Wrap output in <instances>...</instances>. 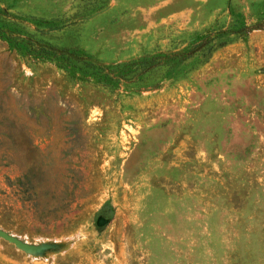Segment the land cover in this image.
<instances>
[{
    "label": "rangeland",
    "instance_id": "374dc122",
    "mask_svg": "<svg viewBox=\"0 0 264 264\" xmlns=\"http://www.w3.org/2000/svg\"><path fill=\"white\" fill-rule=\"evenodd\" d=\"M0 264H264V0H0Z\"/></svg>",
    "mask_w": 264,
    "mask_h": 264
},
{
    "label": "water",
    "instance_id": "95a60500",
    "mask_svg": "<svg viewBox=\"0 0 264 264\" xmlns=\"http://www.w3.org/2000/svg\"><path fill=\"white\" fill-rule=\"evenodd\" d=\"M0 239L6 241L7 243H10L14 245L17 249L23 251L24 253L27 254H37L40 253L41 251L45 249H49L51 247L49 246H33V245H28L18 238L7 234L6 232L0 230Z\"/></svg>",
    "mask_w": 264,
    "mask_h": 264
}]
</instances>
